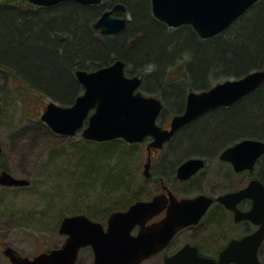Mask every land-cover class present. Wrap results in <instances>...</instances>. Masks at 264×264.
Segmentation results:
<instances>
[{
  "label": "water",
  "instance_id": "obj_1",
  "mask_svg": "<svg viewBox=\"0 0 264 264\" xmlns=\"http://www.w3.org/2000/svg\"><path fill=\"white\" fill-rule=\"evenodd\" d=\"M34 4L51 6L66 0H30ZM82 4L99 3L101 0H76ZM259 0H151L154 16L168 26L190 25L202 38H211L225 31ZM126 10L117 3L113 10ZM105 11L95 22L102 33H115L125 29L126 17H113ZM126 63L118 58L100 68L80 70L79 78L84 92L72 105L50 101L41 118L53 131L74 135L81 128L86 139L104 141L123 138L128 142L143 141L152 136L154 146H160L181 127L201 117L206 112L224 105H231L253 93L264 84V67L252 70L241 77L227 78L209 89L191 91L184 111L175 114L170 129L163 128L157 119L163 109L162 100L154 95H145L138 75L126 73ZM2 107L0 102V115ZM246 152L255 149L253 160L264 153V142L246 139L234 149ZM3 151L0 144V155ZM252 160V161H253ZM252 163V162H251ZM204 165L201 158H191L178 170L181 178H187ZM150 160L145 164L144 175L150 176ZM30 180L14 176L10 171L0 172V184L26 186ZM251 196L254 208L247 217L258 216L260 228L242 239L233 240L216 261L198 253L197 247L186 244L175 254L166 256L164 264H264L258 250L264 241V184L254 180L237 193L223 195L219 200L235 209V201ZM163 196L151 200H137L127 210H114L104 223L91 219L84 213L64 216L59 223V232L67 235L58 247L34 256L23 255L18 249L7 245L3 253L12 264H78L81 248L91 246L92 264H141L171 241L182 228L197 224L207 211L212 199L206 194L194 198L177 199L171 196L167 216L146 225V222L163 209ZM140 225L137 235L132 234Z\"/></svg>",
  "mask_w": 264,
  "mask_h": 264
},
{
  "label": "rangeland",
  "instance_id": "obj_2",
  "mask_svg": "<svg viewBox=\"0 0 264 264\" xmlns=\"http://www.w3.org/2000/svg\"><path fill=\"white\" fill-rule=\"evenodd\" d=\"M138 2L143 8L148 6L147 0H138ZM72 8L74 6L70 5L66 9L71 10ZM6 37L7 32L1 31L0 50H5L9 57L12 54L8 50L15 49L8 45ZM189 51L191 53L187 57L190 61L193 58H201L200 61L203 62L210 53L205 50L197 57L192 45ZM41 53L44 54L43 51ZM33 58L30 53L26 59L23 58L24 60L21 59L23 61H17V63L23 69L29 64V71L24 70V72L30 77L38 74L43 82H56L54 72L43 73L40 70H34L31 61ZM184 60H187L186 56L176 58L174 74L173 69L170 71L175 82L171 84L168 93L177 98L174 104L176 109L182 107L181 99L190 91L184 79L183 71L186 68L183 67L181 70ZM42 61L43 63L48 62L47 55ZM13 77L12 74H0V102L2 104L0 143L3 146L0 170L5 166L13 175L28 178L31 182L28 186L22 187L0 186V264H12L3 253L7 245L15 247L23 255L34 256L62 244L64 235L59 232L58 228L62 217L66 215L88 209L90 217L104 221L110 211L125 208L137 199H148L159 191L155 178L150 179L144 175L146 155L144 143L133 144L124 139L120 141L117 139L119 142L116 140L98 142L86 140L79 135L70 137L52 132L48 124L42 120L41 115L48 102L55 100L47 95H41L40 92L29 90L18 80H12ZM158 97L163 99L161 96ZM163 101L167 110L163 113L162 121L159 117L158 122L169 127L176 111L169 107L168 100ZM263 103L264 93H261L246 103L237 105L227 113L214 115L213 118L206 119L200 124L197 123L193 128L201 129L194 130L196 136L191 128L184 130L186 132L183 135L192 132V136L199 141L203 133H207L211 126L216 128L220 124L217 128H225L222 125L227 126L236 121L251 123L250 117L261 116L260 114L263 113ZM37 122L43 128H29ZM235 127L238 128V126ZM257 128L262 127L259 124ZM150 171H156V168L153 167ZM119 181L123 184L119 189L117 187L118 190L109 195L105 194L104 187H112ZM121 196L125 198L135 196V198L128 202ZM198 229L205 234L208 232L205 230V223L200 224ZM262 257L264 259V246ZM93 259L94 254L91 247L81 249L80 264H92ZM144 264H163V261L158 258L146 261Z\"/></svg>",
  "mask_w": 264,
  "mask_h": 264
},
{
  "label": "trees",
  "instance_id": "obj_3",
  "mask_svg": "<svg viewBox=\"0 0 264 264\" xmlns=\"http://www.w3.org/2000/svg\"><path fill=\"white\" fill-rule=\"evenodd\" d=\"M111 1L106 0L105 4L100 6L63 3L52 7L35 8L31 6L25 9L20 8L15 0H0V32H7L8 45L15 49L8 50L12 54L9 57L5 50H0V74H12L18 77V82L24 84L29 90L40 92L41 95H47L67 105L72 103L80 93L77 91V83L73 74L76 67L95 66L99 68L119 57L126 62L129 74L137 73L143 76V92L161 96L162 100H168L169 107L175 109L176 113H180L183 110L174 107L177 98L168 93L171 84L163 81V72L167 63L173 62L176 57L185 56L183 54L185 50L190 52L191 45L197 57L205 50L210 53L203 62L200 61L201 58H193L190 61L186 56L187 60H184L181 70L183 67L186 68V72L183 71L184 79L187 81V89L190 90L207 89L223 78L241 77L252 70L264 67V0L255 3L224 32L207 39H202L190 25L168 27L154 17L149 0L145 8L138 0H126L135 17L134 22L131 21L126 30L118 35L98 37L92 28L94 16ZM70 5L74 8L66 9ZM131 28L132 30L139 29L138 32L141 33L140 39L133 43L128 42ZM42 51L44 54L41 53ZM29 52L34 57L31 60L34 70H40L43 73L54 72L56 82H43L38 74L30 77L24 72V70L29 71V64L23 69L17 61L21 62L23 58L26 59ZM46 55L48 62L43 63L42 60ZM178 67L180 69V66ZM62 71L63 74H61ZM261 93H264V84L239 104L246 103ZM231 109H219L206 114L184 128H191L192 132L199 131L201 128H193L197 123L200 124L206 119L213 118L214 115L227 113ZM166 110L167 106L164 103L160 116L161 121ZM260 115L250 117L251 123L235 120V123L222 125L225 128H217L220 127L218 122L217 127L211 126L207 133H203L199 141L195 138L197 135L195 132V136H192V132L184 136L186 131L183 130L176 137L180 145L176 149L177 154L179 156L191 150L203 151L211 145H216L215 142L218 141L217 137L222 130L238 131L243 126L245 127L242 128L244 132L264 134V111ZM259 124L262 128H257ZM122 184L119 181L112 187H104L103 191L107 195L112 194ZM121 197L128 202L135 198V196ZM90 208L92 209V206ZM79 212L90 215L88 209Z\"/></svg>",
  "mask_w": 264,
  "mask_h": 264
},
{
  "label": "flooded vegetation",
  "instance_id": "obj_4",
  "mask_svg": "<svg viewBox=\"0 0 264 264\" xmlns=\"http://www.w3.org/2000/svg\"><path fill=\"white\" fill-rule=\"evenodd\" d=\"M21 1L22 0H19L17 3L19 7L28 9V8H31V6L35 8H39V7L44 8V7L56 6V5L63 4V3H74L79 6H100L102 4H105L104 2L106 0H101L99 3H87V4H82L76 0H66L60 3H57L55 5H51V6H46V5L41 6L38 4H34L30 0H24L22 1V3H20ZM120 1L123 2L122 0H112L108 5H105L104 8L100 10L94 16V23L98 20V18L105 11L111 10V9L113 10L114 6ZM149 1L151 5L152 2L151 0ZM124 5L126 7V10L124 12H126L128 11L127 9H129V7L127 4H124ZM151 11H152V5H151ZM152 14H153V11H152ZM111 15L113 17H126L127 16L126 14L123 13L122 9L113 10ZM94 23H93V26H94ZM169 27H172V26H169ZM118 58L119 57L114 58L110 63H112ZM125 73L129 76L138 75L141 77L142 84L139 90L143 92L142 91L143 77L137 73L129 74L127 72V67H126ZM196 91H198V89ZM83 92H84V87L82 88V92L79 93L77 96H79ZM150 95H154V94H150ZM247 96L241 98L240 100L234 102L231 105H224V106L214 108L206 112L204 115L209 114L219 109H231L233 106L238 105ZM75 100L72 103L67 104V105L73 104ZM1 107H2V104H1ZM163 109H164V106H163ZM163 109L160 113V116L163 112ZM1 114H2V111H1ZM204 115H202L201 117H203ZM199 118L195 119L194 121L198 120ZM159 124L163 128L170 129L169 128L170 125L169 127H166L162 123H159ZM189 124L179 128L171 136L169 140L164 141L160 146L152 145L153 143L152 136H147L142 142H140L142 144L144 143L145 145L146 155H145L144 167H145V164L150 160V166H149L150 176L148 177L150 179L155 178L158 184L159 191L155 195L160 194L164 197L163 198V209L158 214L154 215V217L149 219L146 222V225H150L151 223L159 221L167 216V210H168L169 204L171 203L172 195H174L177 199L180 200L183 198H194L201 194H206L212 199V202L209 205L205 214L201 217L200 221L197 224L188 225L180 229L172 237L171 241L168 243L166 247L158 251L156 254L151 256L149 259L143 261L141 264H144L146 261H150V260L158 259V258H161L164 264V260L166 256L175 254L186 244L197 247L198 253L200 255L204 257L213 258L216 261H218L220 258L221 252L233 240L242 239L243 237L247 235L253 234L261 226L260 223L257 222L258 216L256 214L254 215V218L246 216V214L250 213L254 208L255 199L253 197L251 196L241 197L239 200L235 201V209L227 206L225 203L219 200V198L223 195L237 193L241 191L242 189H245L254 180L260 181L264 184V167H263L264 153L258 155L253 160V156H255V149H252V151L249 153L241 148L234 149L239 143H241L242 141L246 139H254V140H260L264 142V139L262 138L260 133L259 132H254V133L248 132L247 133V132H244L242 128L239 129L238 131L222 130L217 137L218 141L215 142L216 145H211L206 150H203V151H194V150L192 151L191 150V151L185 152L184 154H181L178 156L177 154L178 151L176 149L179 148L180 145L177 143L176 137L183 130L188 129L184 127L188 126ZM47 126L48 128H51L49 125ZM83 129L84 128H81L74 135L60 134V133H56L55 131H53V129L51 130L52 132L58 135L70 136V137H75L79 135V136H82L84 139H86L83 136ZM117 139L118 138L111 139V140L98 141V142H111ZM91 141H97V140H91ZM135 143H139V142H135ZM2 154H3V151L1 155ZM191 158L203 159L204 165L187 178L179 177L178 175L179 167L184 162H186L187 160ZM153 167L156 168V171H150V169ZM5 187H22V186H5ZM155 195H153L152 197L148 199H144V200H151ZM130 205L131 203L125 208H118L114 210H127ZM112 211H110L109 214ZM108 216L106 217L104 221H101V219L97 220L96 218L93 219L90 216L89 217L93 220L102 222L104 223L105 226H107ZM202 223H205V230L208 231L207 234H205L203 231L198 229L200 224ZM139 230H140V225H136L132 230V234L137 235ZM63 235H64V241H65L67 235L65 234ZM60 245H57L54 247H58ZM263 246H264V241L259 247L258 257L260 261L264 263V259L262 257V247ZM79 258H80V254H79ZM231 264H234V263H231Z\"/></svg>",
  "mask_w": 264,
  "mask_h": 264
},
{
  "label": "bare ground",
  "instance_id": "obj_5",
  "mask_svg": "<svg viewBox=\"0 0 264 264\" xmlns=\"http://www.w3.org/2000/svg\"><path fill=\"white\" fill-rule=\"evenodd\" d=\"M15 1H17V0H15ZM123 1V0H122ZM119 3H121V4H127V2H126V0H124L123 2H119ZM42 6V5H41ZM44 6V5H43ZM128 11H126V12H124L123 10V13L124 14H126L127 16H126V18H127V24H126V27H125V29H122V30H119V31H116L115 33H111V34H108V33H102L101 32V30H100V28H95V26H93L92 28L94 29V31L96 32V34H97V36L98 37H106V36H112V35H118V34H120V33H122V32H124L125 30H126V28H127V26H128V24L132 21V22H134V15H133V13H132V11H131V9H130V7H129V9H127ZM95 24V23H94ZM97 29H99V30H97ZM139 31V29H133L132 30V28H131V31H129V35H128V39H130V41H128V42H130V43H133L134 41H137L138 39H140V37H141V33L140 32H138ZM224 32V31H223ZM219 34H221V33H219ZM219 34H217V35H219ZM216 36V35H215ZM202 38V37H201ZM202 39H207V38H202ZM185 56H189L190 55V52H188L187 50H185L184 51V53H183ZM176 58H178V57H176ZM175 58V59H176ZM175 66V62L173 61V62H170V63H167L166 65H165V70H164V72H163V81L165 82V83H168V84H173V82H175L174 80H173V74H171L170 75V71H171V69H173L174 70V67ZM94 69H96V67L95 66H92V67H88V68H80V67H76L75 69H74V72H73V74H74V77H75V79H76V83H77V87H76V84H75V87L77 88V91L79 92V91H81L82 90V88H83V83L80 81V78H79V72H80V70H85V71H90V70H94ZM146 70V69H145ZM232 77H234V76H229V77H227V78H232ZM240 77V76H239ZM227 78H225V79H227ZM12 80H18V77H16V76H14L13 77V79ZM192 90H190V91H188V93H187V96H184V99H183V102H182V107L180 108V109H185L186 108V102H187V98H188V95H189V93L191 92ZM9 92V91H8ZM43 128V126L40 124V123H38L37 122V124H34V125H31L29 128ZM250 133H253V132H250ZM260 135L262 136V138L264 139V134H261L260 133ZM3 170H8V168L7 167H3L0 171H3ZM0 186H2V187H5L4 185H2V184H0ZM63 218V217H62Z\"/></svg>",
  "mask_w": 264,
  "mask_h": 264
}]
</instances>
